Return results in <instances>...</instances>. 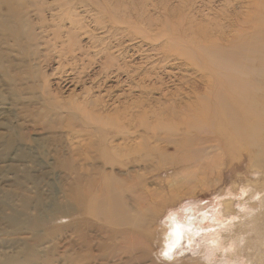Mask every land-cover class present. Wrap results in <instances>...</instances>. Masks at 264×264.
Returning <instances> with one entry per match:
<instances>
[{
    "label": "bare ground",
    "instance_id": "6f19581e",
    "mask_svg": "<svg viewBox=\"0 0 264 264\" xmlns=\"http://www.w3.org/2000/svg\"><path fill=\"white\" fill-rule=\"evenodd\" d=\"M48 6L0 0V264H174L181 252L172 249L188 228L172 226V245L168 236L154 248V218L181 191L173 188L166 196L162 177L174 175L179 185L177 177L195 167L212 180L222 167L245 160L264 174V6L250 16L257 20L252 31L245 29L249 18L240 21L236 10V16L223 13L224 27L202 9L195 33L188 9L181 39L185 52L196 48L204 61L198 85L183 80L188 92L181 90L180 100L155 99L149 111L110 125V116L94 110L100 102L90 96L92 87L86 110L60 103L54 94L60 87L52 90L43 81L39 62L45 52L59 49L58 60L69 63L71 74L86 54L60 49L63 31L47 23ZM218 63L243 76L221 73ZM65 133L68 140L83 136L87 147L71 148L62 141ZM119 139L126 147H117ZM154 184L158 188H150ZM263 252L248 264H264Z\"/></svg>",
    "mask_w": 264,
    "mask_h": 264
},
{
    "label": "rangeland",
    "instance_id": "374dc122",
    "mask_svg": "<svg viewBox=\"0 0 264 264\" xmlns=\"http://www.w3.org/2000/svg\"><path fill=\"white\" fill-rule=\"evenodd\" d=\"M40 1L49 5L43 11L49 26L63 31L64 44L60 45V49L63 48L64 53L74 50L79 53L81 49L86 53L81 57L82 60L78 55V72L71 74L67 65L69 63L66 61L63 65L58 60L59 49L53 50L50 55L45 52L39 62L43 81H48L52 90L60 87V90H57L59 94H54L60 103L69 107L81 104L86 108V94L92 87L90 96L100 102V106L97 104L94 110L99 109L101 112L102 109L105 116H110L109 125L118 123V119L123 121L141 110L149 111L151 102L155 99L180 100V91L188 92L183 80L193 86L197 84L204 61L201 63L198 57L200 52L196 48L185 52L187 41L182 40L184 37L181 34L182 21L188 15V9L191 16L193 14L192 17H195L192 25L195 33L198 30L196 24L200 22L197 13L203 10L204 14L211 11L212 16L209 18L223 26L227 25L223 15L228 16L230 13L229 15L236 16V10L240 13V21H243L244 17L249 18L248 22L244 23L245 29L252 31V24L257 20L256 17L250 16H255L253 12L264 6V0ZM204 1L209 5L208 11ZM231 10L233 11L230 12ZM262 14L260 12L259 16ZM30 17L33 23L38 22L39 17L36 14L33 13ZM215 26L213 27L216 28ZM232 34L239 37L236 31ZM194 38L197 39L196 34ZM41 39L43 37L40 35ZM187 40L192 44L191 40ZM40 49L42 50V47ZM185 57L189 60L188 65L183 60ZM218 65L221 73L228 71V75L235 79L243 76L238 74L239 69H236L237 72L227 69L224 63ZM79 74L83 81L73 82ZM87 109L91 110V107ZM67 135L65 133L62 141L68 143L71 148L87 147L83 136L68 140ZM119 140L116 142L117 147H126L127 142ZM197 143L192 145L197 146ZM219 165L218 163V168ZM231 167L232 165L228 166V169L222 167L220 178L215 177L212 180L202 176L200 168L190 167L183 179L181 175L177 177L179 185L172 177L174 175L166 174L162 177L165 182L161 185L166 196L169 195L170 189L181 191L178 190L180 192L177 202L168 204L154 218L152 230L154 229L157 240L155 244L153 242L154 248H159L161 243L164 245L168 236L172 245L171 240L176 236L173 233V237L170 235L172 226L179 227L184 224L188 228L183 238L176 243L177 246L172 249L173 253L177 250L181 252L174 258V261L179 260L174 264H190L191 260L200 257L205 259V264H248L264 247V174L260 173L261 169L253 168L252 163L246 160ZM205 179L207 180L203 181ZM152 180L155 181V178ZM59 182H62L61 179ZM150 188L158 186L154 184V187ZM143 229L144 227L141 230ZM262 255L264 259V252Z\"/></svg>",
    "mask_w": 264,
    "mask_h": 264
}]
</instances>
